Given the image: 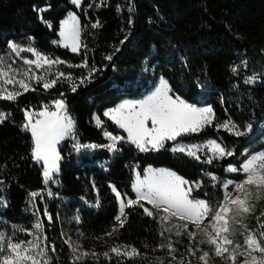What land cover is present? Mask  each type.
Here are the masks:
<instances>
[{"label":"trees","instance_id":"obj_1","mask_svg":"<svg viewBox=\"0 0 264 264\" xmlns=\"http://www.w3.org/2000/svg\"><path fill=\"white\" fill-rule=\"evenodd\" d=\"M69 12L78 16L82 29L78 52L57 44L61 22ZM96 21L100 27L93 28ZM8 41L28 43L71 65L87 60L100 71L92 83L75 93L71 82L62 78L47 91L35 84V90L24 92L15 101L0 99V111L11 113L0 123V198L7 204L0 207L4 219L0 231L4 223L30 226L39 209L47 243L56 246L53 264H74L71 249L64 243L67 238L97 253L116 245H132L143 254L131 260L100 256L82 264H117L118 259L121 264H165L171 256L157 245L167 243L168 237L177 249L175 255H187V234L176 237L173 232L161 237L160 223L139 207L126 209L125 226L112 237L106 236L118 212L110 185L134 198L135 167L140 174L148 167L165 168L188 181H202L194 196L215 207L222 199L221 181L243 179L242 173H230L226 168H239L249 155L264 149V0H82L79 8L71 0H0V54L7 52ZM109 55L112 59H105ZM59 69L74 78L88 71L83 67ZM159 77L169 82L174 95L197 106L210 105L215 113L212 126L177 142L215 139L234 156L208 164L205 159L171 151L177 143L173 141L158 151L140 152L124 142L117 153L98 147L77 152L68 139L59 147L58 184L47 187L43 183L42 166L31 158V134L21 128L25 109L39 111L63 93L79 142L105 145L104 130L125 134L104 111L123 100L143 97ZM249 78L252 82L245 83ZM93 114L100 117L104 128L94 124ZM225 121L236 123L241 131L251 124L252 130L237 137L216 128ZM103 161H108L106 168L99 166ZM206 173L216 175L218 182L212 185ZM93 184L98 192L93 191ZM37 191L43 192L44 199L38 197L33 207L30 193ZM48 191L54 194L51 198ZM97 199L99 207L91 206ZM258 201L262 210L264 193ZM45 207L53 218L51 223L43 215ZM245 219L246 227L256 230L257 215L252 212ZM241 232L237 230L233 238L243 245ZM193 247L201 249L198 255L209 249L200 242Z\"/></svg>","mask_w":264,"mask_h":264},{"label":"snow or ice","instance_id":"obj_2","mask_svg":"<svg viewBox=\"0 0 264 264\" xmlns=\"http://www.w3.org/2000/svg\"><path fill=\"white\" fill-rule=\"evenodd\" d=\"M71 3L79 8L82 0H71ZM96 6L102 5L97 4ZM129 11H132L131 7ZM129 22L131 23V21ZM92 27H100V22L96 21ZM81 30L76 14H71L63 22L60 45L70 48L73 52H78L82 47ZM54 43L56 42L54 41ZM7 47L16 57L22 59L23 64L27 67L24 69L14 68L15 60L8 63L5 56L0 55V99L3 100L15 101L24 92L35 90L33 82L42 83V87L47 91L62 78L71 82V91L75 93L80 86L92 83L96 73L100 71L94 65L90 67L85 60L79 65H68V67L86 68L88 69L86 75L74 78L70 73L65 74L57 71L55 78H49L43 73L38 75L32 66L34 65L36 70L47 67L50 72L53 65L66 62L59 58L48 57L38 52L34 47H22L13 41H8ZM24 52L31 53L34 59L21 57V53ZM105 59L111 60L112 56H106ZM236 70V67L232 68L233 72ZM251 82L252 78L245 81V83ZM8 85H12L13 88L10 90ZM197 86L201 87L199 83ZM171 92L169 82L161 77L158 86L146 98L135 102H124L106 110L103 115L113 121L127 135L125 137L105 130L103 135L108 140L105 145L79 142L76 135V122L69 114L63 93H61V98L52 102L54 110L48 105H45L39 112L25 109V122L21 128L31 134L33 142L31 158L35 163L41 164L44 183L46 185L58 183L57 177L62 160L59 145L66 138L75 141L72 146L77 152L83 149L104 147L109 152L117 153L121 150L120 145L124 142L134 145L140 152H148L158 151L164 147L167 141L177 142L183 136L200 133L206 127L213 125L215 113L211 106L197 107L178 96L173 98ZM10 116L11 113L0 111V123ZM92 119L95 120L97 127H102V121L98 115L93 114ZM215 126L217 129L222 128L237 137L244 136L252 130V125L249 124L244 131H241L232 121L218 123ZM171 151L185 154L196 160H200L201 155L206 152L207 157L204 162L208 164L234 156L233 151L228 150L225 145L215 139L199 145L177 142ZM227 171L240 172L243 174V179L224 182L222 199L215 207L204 199L192 197L193 192L202 186V181H188L170 170L147 169L143 178L137 173L132 185L135 198L121 193L115 186L110 185L119 207L113 218L115 223L111 231L105 235L112 237L125 226L129 218L126 209L139 207L146 216L152 217L160 223L161 237H164L165 233L173 232L176 237L187 234L186 257L177 258L175 255L177 249L170 237L167 238V243L157 245L158 248L168 251L173 264H185L187 257L195 258L202 264H209V252L204 251L203 254L198 255L201 249L193 247L198 235L206 238L200 240V244H209L214 255L224 260L225 264H228L229 261L231 264H237L238 257H244L242 264H264V222L258 224L259 238H257L256 232L246 229L241 232V235L244 236L243 245L237 243L233 238L237 232L236 225L239 224L240 228L244 229L240 221L253 211V197L259 199L261 192H264V152L251 155L239 168L229 165ZM206 175L214 182L218 179L212 173H206ZM0 184H3V180H0ZM93 191L98 192L95 184H93ZM47 195L51 198L54 194L48 191ZM30 197L33 207H35L38 197L41 200L44 199L42 191L31 192ZM99 204L100 201L97 199L96 203L91 206L99 207ZM146 204L151 207L145 206ZM6 206V202L0 198V207ZM35 215L37 221L31 230L13 226L11 235L0 231V264H53L56 246L47 243L48 238L44 235L43 224L39 219V209H36ZM43 215L49 223L52 222L53 218L46 207ZM75 220L77 223L80 222L79 215L75 217ZM173 220L181 221V223L174 224ZM21 231L32 238L17 240L15 233ZM81 235L83 234L81 233ZM64 243L71 249L74 264H82L88 258L98 260L100 256L109 260L113 256L131 260L143 255L132 245H116L110 247L108 251L97 253L85 250L71 238L64 239ZM117 264H121L119 259ZM188 264L191 262L188 261Z\"/></svg>","mask_w":264,"mask_h":264},{"label":"rangeland","instance_id":"obj_3","mask_svg":"<svg viewBox=\"0 0 264 264\" xmlns=\"http://www.w3.org/2000/svg\"><path fill=\"white\" fill-rule=\"evenodd\" d=\"M74 12H69L67 15H66V17L62 20V22H61V25H60V31H59V38H58V41H57V44H59L60 45V40H61V37H60V32L62 31V28H63V22L64 21H66L68 18H69V16L71 15V14H73ZM75 14V13H74ZM77 16V15H76ZM77 18H78V16H77ZM79 25H80V23H79ZM15 43H17V44H19V45H21L22 47H29V46H31L30 44H28V43H20V42H15ZM61 46V45H60ZM31 47H33V46H31ZM61 47H63V46H61ZM63 48H66V47H63ZM68 50H70L71 51V49L70 48H67ZM38 51V50H37ZM39 52V51H38ZM73 52V51H72ZM41 53V52H40ZM43 54V53H42ZM0 55H3V56H5V58H6V61L8 62V63H11L13 60H15V64L13 65V67L14 68H17V69H24V68H26L27 66H25L24 64H23V61H22V59H20V58H18V57H16L15 56V54L14 53H12L11 51H10V49H8L7 50V52L6 53H4V54H0ZM44 55H46V54H44ZM46 56H48V57H51V56H49V55H46ZM21 57H27V58H29V59H34V57H33V55L31 54V53H28V52H24V53H21ZM52 58H55V57H52ZM61 60V59H60ZM63 61V60H62ZM65 61V60H64ZM68 65H71V64H68V63H65V64H58V65H53V67H52V69H51V71L49 72L48 70H47V67H45L44 69H41V70H36L35 69V66L33 65L32 67H33V70L34 71H37V74L39 75V74H41V73H43V74H45V75H47L49 78H55V73L57 72V71H59V72H62V70H60L59 69V67H61V66H63V67H68ZM161 77H159L158 79H157V81H156V83L154 84V86L152 87V89L146 94V95H144L143 97H141V98H139V99H134V100H132V99H128V100H123V101H121V102H119L117 105H115L114 107H116V106H118L119 104H121V103H124V102H135V101H139V100H142V99H144V98H146L148 95H150L154 90H155V88L158 86V82H159V79H160ZM35 84H40L41 86H42V83H34L33 82V87H34V85ZM10 90L13 88V86L12 85H8L7 86ZM16 87H18V86H16ZM171 95H173V98H175V97H177V95H174L173 94V92H171L170 93ZM178 97H180V96H178ZM181 98V97H180ZM182 99V98H181ZM182 100H184V99H182ZM185 101V100H184ZM185 102H187V101H185ZM187 103H189V102H187ZM189 104H192V103H189ZM194 105V104H193ZM48 106L49 107H53V110H54V106L52 105V102L50 103V104H48ZM195 106H197V105H195ZM204 106H210V105H202V106H197V107H204ZM44 107V106H43ZM43 107H42V109H43ZM114 107H112V108H114ZM41 109V110H42ZM109 109H111V108H109ZM41 110H39V111H41ZM106 110H108V109H106ZM105 110V111H106ZM39 111H35V112H39ZM104 111V112H105ZM93 117V116H92ZM107 118V117H106ZM110 120V119H109ZM111 121V120H110ZM93 122H94V124L96 125V123H95V120H93ZM113 122V121H112ZM117 126V125H116ZM118 127V126H117ZM100 128H104V123L102 122V127H100ZM119 128V127H118ZM120 129V128H119ZM120 130H122V129H120ZM105 131V130H104ZM107 131V130H106ZM123 131V130H122ZM125 135V137H126V133H124ZM118 135H120V134H118ZM123 136V135H122ZM187 136V135H186ZM68 139L70 140V142H71V145H73V142H74V140L73 139H71V138H66L64 141H62L61 143H60V145H59V147H61L63 144H64V142L65 141H68ZM106 139V138H105ZM107 140V139H106ZM208 140H211V139H208ZM208 140H204V141H197V142H178V143H184V144H197V145H199V144H202V143H205V142H207ZM108 141V140H107ZM168 142V141H167ZM219 142V141H218ZM125 143H128V142H125ZM128 144H130V143H128ZM130 145H132V144H130ZM132 146H134V145H132ZM135 147V146H134ZM98 148H104V147H98ZM136 148V147H135ZM173 148V147H172ZM80 152V151H79ZM260 152H264V149H262L261 151H258V152H255V153H252L251 155H253V154H257V153H260ZM251 155H249L248 157H250ZM206 157H207V153L205 152L204 154H202L201 155V159H206ZM247 157V158H248ZM246 158V159H247ZM245 159V160H246ZM107 163H108V161H103V162H100L99 163V166H101L102 168H106V166H107ZM39 165H41V164H39ZM228 168V167H227ZM226 168V169H227ZM147 169H151V170H169V169H165V168H153V167H148V168H146L145 170H147ZM145 170H144V172L142 173V174H140L139 173V171H138V168L137 167H135L134 168V172H133V179H132V183H131V188H132V185H133V183H134V180L136 179V174L137 173H139L140 174V177L141 178H143V176H144V174H145ZM171 171V170H170ZM230 173H233V172H230ZM178 175V174H177ZM214 175V174H213ZM209 179H210V177L208 176V175H206ZM216 176V175H215ZM217 177V176H216ZM185 179V178H184ZM211 180V179H210ZM218 180L219 179H217V181H212L211 180V182H212V185L213 184H216L217 182H218ZM229 179H227V180H222L221 181V187H222V185H223V183L224 182H226V181H228ZM44 183V182H43ZM58 183H49V184H45L47 187H49L50 185H57ZM113 186V185H112ZM133 191V190H132ZM253 191L255 192V189H253ZM134 193V192H133ZM194 193H195V191L193 192V194H192V197L193 198H195V199H202V198H198V197H196V196H194ZM262 193H264V192H261V194H260V197H261V195H262ZM135 195V194H134ZM135 198V197H134ZM117 203H118V201H117ZM252 203H253V211L252 212H254L256 215H257V220H258V224L260 223V222H264V208H262V210H260L259 208H258V204H259V201H258V199L254 196L253 197V201H252ZM145 206H147V207H151L150 205H145ZM118 207H119V205H118ZM251 212V213H252ZM258 213V214H257ZM250 214V213H249ZM248 215V214H247ZM245 217H246V215L241 219V221H240V223H242L243 224V226H244V229H241L240 228V225L239 224H237L236 226H238V228L239 229H237V230H239V231H244L245 229L246 230H250V231H253V232H256L257 233V238H259V236H258V226H257V228H256V230H251V229H248L246 226H247V221H246V219H245ZM35 220H34V222L33 223H31L30 224V226H26V225H11V224H8V223H4V224H2V226L4 227L3 228V232H5L6 234H9V235H11L12 233H13V226H18V227H20V228H24V229H32L33 228V225L36 223V221H37V217L35 216V218H34ZM2 220H4L2 217H0V221H2ZM172 223H181V221H178V220H173L172 221ZM191 227V226H190ZM15 238L17 239V240H27V239H31L32 237H30V236H27L24 232H16L15 233ZM204 239H206L205 237H203V236H201V235H198L197 236V238H196V242H200V240H204ZM109 240V238L106 240V242ZM207 246H208V250H205V251H207V252H209V264H225V261L224 260H222L220 257H216L215 255H214V253L212 252V247L209 245V244H207V243H205ZM255 255H259L258 253H254ZM177 256V258L178 259H180V258H182V257H186L187 255H176ZM243 259H244V257H238V261H237V264H242V261H243ZM161 261H162V259H160ZM188 261H190L191 262V264H202V262H200V261H198L197 259H195V258H192V257H187V259H186V262H185V264H188ZM165 264H173V262H171V260H169V258L168 259H166V261H165ZM228 264H231V262L229 261L228 262Z\"/></svg>","mask_w":264,"mask_h":264}]
</instances>
